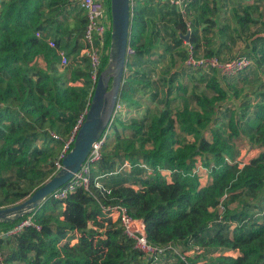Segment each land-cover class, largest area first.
<instances>
[{
	"label": "trees",
	"instance_id": "16d2710c",
	"mask_svg": "<svg viewBox=\"0 0 264 264\" xmlns=\"http://www.w3.org/2000/svg\"><path fill=\"white\" fill-rule=\"evenodd\" d=\"M45 1L9 0L0 11V208L26 199L57 172L55 159L61 142L53 139L50 132L62 137L72 132L79 116L87 111L96 80L109 62V0H104L107 29L95 80L87 55L81 58L82 66L71 68L66 64L61 74L58 42L54 40L51 47L43 37L36 36L45 35L48 13L59 3H49L45 12ZM198 1L193 0L189 6L195 7ZM136 3L129 39L134 54L128 57L126 67L138 68L143 63L142 56L149 52L150 41L161 36L158 29L152 28L154 20L150 15L160 19L164 1ZM167 6L171 10L166 20L172 22L174 32L168 36H175L180 45L182 38L175 29L186 33V22L178 9ZM85 21L84 16V26ZM205 22L211 20L207 18ZM198 39H189L196 53ZM247 47L250 49L245 55L253 62L252 57L264 62V36L255 37ZM203 55L218 53L206 50ZM39 58L45 69L38 66ZM143 74V67L129 70L126 79L132 85L123 83L119 94L122 101L132 99L133 87L146 83ZM222 80L228 79L215 77L208 84L213 97L195 93L191 97L193 108L189 98L174 111L166 106L148 124L144 119H131L129 137L119 131L116 116L111 124L114 136L109 140H116L118 151L124 146V154L102 151L105 143L99 160L90 164L89 191L77 184L64 199L51 196L31 212L0 222L3 233L24 219L31 221L18 234L0 239V264H264V216L255 217L256 205L240 199L264 190V100L256 105L249 128V139L263 150L240 166L235 160L238 153L231 151L228 141L217 132L210 141L200 136L201 129L212 119L216 103L226 102ZM232 112L227 109L228 123L231 133L237 135V122L243 116L236 121ZM177 126L195 140L179 142ZM144 142L152 145L143 156L150 165L148 171L140 166L136 154V143L143 150ZM203 154H207L203 158L208 170L205 185L193 173L197 157ZM124 160L131 166L129 178L115 174ZM163 169L169 171L170 180L161 174ZM235 201L237 208H230ZM113 204L126 207L132 218L143 222L149 242L172 243L185 259L172 251L156 260L147 259L133 247L118 220L104 210ZM262 212L264 215V208L259 215ZM220 214L222 220L216 222Z\"/></svg>",
	"mask_w": 264,
	"mask_h": 264
},
{
	"label": "rangeland",
	"instance_id": "374dc122",
	"mask_svg": "<svg viewBox=\"0 0 264 264\" xmlns=\"http://www.w3.org/2000/svg\"><path fill=\"white\" fill-rule=\"evenodd\" d=\"M187 1H188V5L185 8L186 11L189 8H194V5L189 6V3L192 2L193 0H187ZM201 1H202L201 5H199V7L197 8L198 22H202L203 20H205V18L209 19L208 15L210 14L211 11L210 9L211 0H201ZM163 4L164 5L161 6L160 8V11L162 12V15L160 14L161 18L159 19L158 16L156 17V20H158V28H159L157 29L159 30L158 32L161 35L159 38L160 41H162V43L158 42L155 45V49L157 52L159 51V53L164 52L170 54L171 56H169V59L165 60V62L162 61L160 62V67L159 66L157 67L158 70L155 69L156 76L154 80L156 81L161 79V82L157 84V87H160L159 90L163 88V92L167 91L168 93H166L165 96L163 95L161 96L163 98L161 101L162 103L156 102L155 105L151 103L150 107H152L153 110L152 116H154L155 114L158 115L165 106L172 108V110L174 111L176 107L183 104L189 98H190L189 99L190 107L192 108L195 107L191 97L195 95V93L205 94L208 95L209 97H213L214 94L209 89L208 84L215 77L220 80V75L216 71L211 72V75H207V74H203L202 71L186 68V66L184 65L183 54H185L186 44L190 43L189 40L190 36L187 33L181 34L179 32V37L182 38V44L180 45H178L175 36L174 37L168 36V33H174L173 28H171L172 22H169V24L166 23V18L170 16L168 15V13L170 12L171 9L167 6L168 4H166L165 2ZM105 18H106V14H105ZM162 21H164V24L161 23ZM204 28L206 31H210V29H212L211 23L208 22V24H205ZM185 35H187V38L184 37ZM241 47H242L241 45L239 46L234 45L232 47L227 46L222 52L223 55H219V58L223 60H227L230 59V57L233 58L236 55L245 54L246 53L245 50L241 51L240 53H236ZM197 53L199 54L200 52ZM252 58L254 59V62L250 68L246 69L242 73H239L238 75H236L231 79L222 80L224 81L222 84V88L227 93L226 102L216 103V105L214 106V112L211 121L206 125L204 129H201V134H200V136H203L206 140L210 141L213 138V133L217 132L223 140L228 141L229 149L231 151H236L238 153V156L235 157V160L240 162H248L251 158L257 156L263 150V148H261L257 144H254L249 139V135H250L249 128L251 123L253 122L254 110L256 108V105L264 100V62L257 59L255 60L254 57ZM143 68H144L143 78L146 81L147 78H150L151 74L149 72V68L147 69V64H145ZM61 69H62L61 74H64L66 68L62 67ZM194 74H198L196 75L198 77H193ZM194 79L196 81H194ZM148 86H150V88L147 90L148 91L150 90L149 92H151V90L153 91L154 87H151L153 86L152 82ZM172 90L174 91V95L171 98H169L170 97L169 94L171 93ZM178 95L180 97H178ZM166 100L170 101L168 105L164 104ZM127 101L130 102L131 99ZM228 108L233 110L232 112L233 117L236 121L237 119L241 118V116H243L242 120L237 122V130H238L237 135L231 133L228 123V119H229L228 118L229 116L227 114ZM116 116L118 117L120 116V114L117 113ZM144 120H146L148 124L149 118H146ZM128 125L129 124L126 123L124 126H122L123 128H125L122 129L124 130L122 132V135L124 137H129L130 134L132 135V130L129 128ZM112 133L113 132L110 130V134L108 135V138L106 140L107 143L106 149H102V151H108V152L112 151V154L114 155L124 154V152L122 153L124 146H122V150L118 151L117 149L118 145L116 144L117 143L116 140H111V141L109 140L111 136L112 137L114 136V134ZM176 139L181 143L193 142L195 140V136L183 133L181 128L177 126ZM135 146L137 147V152H136L137 160L139 161L140 164H144L148 169H150V165H148V163L145 162V158L143 156L144 154L147 153V151H150L152 149L151 143L144 142L143 150H139L141 148H139L138 143H136ZM205 156L207 158V154H203L202 157H197L198 159L197 163L199 162L201 165L203 164L202 169L199 172L200 183L201 181L204 182L205 179L207 180L206 168L204 167V161H203V158H205ZM209 162L211 163L212 161L210 160ZM130 171H131V166L124 167L118 170L117 172H115V174L120 173L119 176H121V178H129ZM164 176L166 177L167 180H170L169 175H164ZM128 183L129 182H127V184ZM240 199L248 202H252V204L256 205L253 208V214H255L254 215L255 217L264 216L262 215L263 212L260 213L261 216L258 213L264 208V190H261V192L257 193L254 196L243 195L240 197ZM237 204L238 201H235L231 203L229 207L237 208L236 207L238 206ZM218 210L221 211L222 214V208H218ZM224 251L225 250H222V252Z\"/></svg>",
	"mask_w": 264,
	"mask_h": 264
},
{
	"label": "crops",
	"instance_id": "0c3cea01",
	"mask_svg": "<svg viewBox=\"0 0 264 264\" xmlns=\"http://www.w3.org/2000/svg\"><path fill=\"white\" fill-rule=\"evenodd\" d=\"M8 1L9 0H0V11L4 9L3 7L8 3ZM57 1H59L58 5L52 6L53 12L48 13L50 14V20L46 24L44 34L49 35L53 41L56 40L58 42V51L67 58V65L69 67L74 68L82 66L81 58L83 55H86L87 47H85L86 44L82 35L84 14L79 9V0H46V9H44L45 12H47V7H49L47 5L49 3L54 4ZM201 3L202 1L199 0L198 4L194 8L187 9L183 15V19L186 21V33L189 34V38L195 36H198L199 38L198 40L200 41V46L198 48V52H200V54L203 55L206 54V50H212L213 52L218 53V56L223 55L222 52L225 47H232L234 45L242 46L236 53H240L244 50L247 53L250 49L247 47V43H250V41L257 36H264V0H211V11L208 15L209 19H211L212 29H210V31H206L204 28L205 24H208L205 23V20L202 22L197 21V8L201 5ZM135 4L137 3L135 2ZM150 18L154 20L152 28L157 31L158 20H156V17L153 15H150ZM161 23L164 24V21ZM166 23L169 24L167 20ZM257 31L258 33L251 36ZM175 32L176 34H179L177 29H175ZM158 42L162 43L160 38L150 41V45L148 47L149 52L142 56L143 63L141 66H138V68H125L122 84L127 83L131 86L132 83L126 79L129 70H140V68H142L145 64H147V69L149 68L151 76L150 78H147L145 84L133 87L132 99L130 102L123 101V109L119 113L120 116L116 117L120 120L117 121L116 124L121 133L124 130H122V128L120 130V126H124L131 119H150L154 117L156 114L152 116L153 110L152 107H150L151 103L154 105L156 102L162 103L161 101L163 98L161 96H165L166 93H168L167 91L163 92V88L159 90L160 87H157V84L161 82V79L156 81L154 80L156 76L155 69L158 70L157 67H160V62H165V60H168L169 56H171L170 54L164 52L159 53V51H156L155 45ZM37 63L39 67H45V63L41 58L37 60ZM202 73L211 75V72L202 71ZM196 75L198 74H194L193 77H198ZM149 80L153 84L151 87H154L151 92H149L150 90H147L150 88V86H148L151 83ZM194 81L196 80L194 79ZM169 95V98H171L174 95V91L172 90ZM178 97L180 96L178 95ZM169 102L170 101L166 100L164 104L168 105ZM182 105L183 104L180 106L177 105L178 107L174 110L180 108ZM207 181L208 179H205L204 182L201 181V185H205Z\"/></svg>",
	"mask_w": 264,
	"mask_h": 264
},
{
	"label": "built area",
	"instance_id": "2783aa9c",
	"mask_svg": "<svg viewBox=\"0 0 264 264\" xmlns=\"http://www.w3.org/2000/svg\"><path fill=\"white\" fill-rule=\"evenodd\" d=\"M131 5V15L132 8L137 0H129ZM166 2L169 6H173L178 9L183 15L185 14L186 6L188 5L187 0H161ZM79 8L82 10L86 21L84 26V40L87 43L86 55L89 58L90 68H91V76L92 79L95 80L97 76V70L100 65L101 60V50L103 39L105 36V32L107 29L106 19H105V6L104 0H79ZM38 37H43L44 40L51 46L54 47V41L49 35L36 34ZM98 42V44H96ZM134 54V48L130 45L127 46L126 55L127 57L132 56ZM61 59V66H65L68 63L67 58L60 52L59 53ZM184 65L193 70H200L206 72L216 71L220 77L225 79H231L242 73L246 69L250 68L253 65V60L245 55L240 54L236 55L233 58L223 60L220 59L216 55L204 56L199 55L195 52L194 47L188 43L185 47V58ZM123 109V101L120 96L117 97L113 113L108 125L105 127L103 133L98 138L97 142L93 145L91 152L87 158V160L81 165L79 171L74 175L72 180L67 182L62 187L58 188L53 192L51 196L57 199H64L68 192L74 189V186L79 184L82 185L86 190L89 191V179L88 174L90 171L91 162L99 160L101 156V148L106 143L108 135L110 134L111 124L116 117L117 113H120ZM80 115L76 125L74 126L72 132L67 137H62L55 132H50V135L53 139L61 142V148L58 152V155L55 159V165L57 170L61 168V161L66 153H68L73 147L74 139L76 132L82 122L84 121L85 114ZM198 161V160H197ZM229 161V160H228ZM240 162V161H238ZM245 162H240V166H242ZM141 167L145 168L147 171L150 170L144 164H140ZM130 167L129 162L125 161L121 167ZM202 169V165L196 162V166L194 168L193 173L199 176V172ZM161 174L169 175V171L161 170ZM207 179H208V170L206 169ZM166 178V177H165ZM200 181V179H199ZM96 187L100 188V184L96 181ZM50 196V197H51ZM219 208H221L219 206ZM106 212L113 218V220H118L119 226L121 227L123 233L126 235L128 239H130L133 243V247L140 251L147 259H159V257L163 256L167 251H172L177 254L182 260L185 259V254H180L178 248L172 243H167L163 245L152 244L148 241L143 222L139 219H134L128 213L126 207L118 204L110 205L107 208H104ZM221 213V211H219ZM222 220L221 214L218 216L216 222H220ZM31 224L30 219H24L23 221L15 224L9 230L0 233V239L2 237H9L15 234H18L23 227ZM38 228V227H37ZM74 240L73 242H75ZM154 264V263H153Z\"/></svg>",
	"mask_w": 264,
	"mask_h": 264
},
{
	"label": "water",
	"instance_id": "95a60500",
	"mask_svg": "<svg viewBox=\"0 0 264 264\" xmlns=\"http://www.w3.org/2000/svg\"><path fill=\"white\" fill-rule=\"evenodd\" d=\"M111 15V43L109 62L99 74L84 121L78 128L73 147L61 161V168L20 203L0 208V222L14 220L31 212L48 199L55 190L72 180L87 160L93 145L108 125L120 94L128 57L131 30L129 0H109ZM187 38V35L184 36ZM13 216V217H11Z\"/></svg>",
	"mask_w": 264,
	"mask_h": 264
}]
</instances>
